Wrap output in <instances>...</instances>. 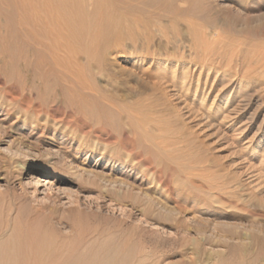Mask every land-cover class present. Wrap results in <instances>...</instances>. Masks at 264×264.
<instances>
[{
    "label": "rangeland",
    "instance_id": "obj_1",
    "mask_svg": "<svg viewBox=\"0 0 264 264\" xmlns=\"http://www.w3.org/2000/svg\"><path fill=\"white\" fill-rule=\"evenodd\" d=\"M209 1L214 23L198 33L183 19L176 34L154 33L150 46L148 35L125 36L106 56L112 78L96 83L139 107L136 150L148 160L130 178L131 165L125 174L108 156L94 165L97 154L78 153L61 132L24 126L18 112L33 105L11 85L37 77L22 61L7 76L0 51L3 262L6 246L21 253L8 261L24 264L26 253L35 262L28 242L37 238L45 264L101 255L109 264H264V0ZM23 160L35 168L19 179ZM45 170L49 184L36 186Z\"/></svg>",
    "mask_w": 264,
    "mask_h": 264
},
{
    "label": "bare ground",
    "instance_id": "obj_2",
    "mask_svg": "<svg viewBox=\"0 0 264 264\" xmlns=\"http://www.w3.org/2000/svg\"><path fill=\"white\" fill-rule=\"evenodd\" d=\"M209 6V0H0V51L6 57L3 60L5 73L13 74L22 61L37 77V84H27L22 77H17L11 85L22 94L24 101L33 105L21 109L18 118L23 117L24 126L31 123L34 127L37 123V129L43 127L46 133L54 129V138L61 132L62 143L71 144L70 147L78 142V153L84 152L86 157L97 154L94 165L107 156L108 163L115 169L125 165L120 168L121 174H125L123 169L131 165L125 174L130 178L135 164L142 167L148 160L139 157L141 154L136 150L135 110L139 107L129 105L120 93L96 83L100 78L105 81L112 78L113 68L105 63L106 56L114 54V49L120 46L125 36L148 35L145 42L150 46L149 39L154 33L168 36L171 29L176 34L183 19H190L189 33H198L202 27L214 23L215 15ZM158 79L154 87L159 88L163 81L161 76ZM58 116L61 119H57ZM119 126L122 129L116 136ZM118 146L121 151H117ZM48 150L52 152L51 148ZM26 153H33L28 146ZM23 161L18 164L19 179L35 168L32 161ZM51 173L50 170L42 172L34 181L35 185H48ZM92 173L94 170L88 172L89 175ZM125 180L120 185L126 184L130 188L131 184ZM29 242L35 262H28L32 257H28L25 251L24 264H42L46 242L37 238H31ZM3 246L0 242V255ZM18 250L6 246L4 256H7L3 259H12L17 252L21 254ZM57 255L55 251V260L59 259L55 258L59 257ZM1 257L0 264H15L13 259L3 262ZM101 257L85 261L68 257L64 263L54 264L111 262L106 263Z\"/></svg>",
    "mask_w": 264,
    "mask_h": 264
}]
</instances>
